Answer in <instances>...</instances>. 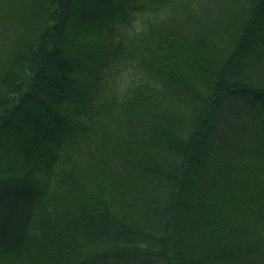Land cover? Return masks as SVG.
Instances as JSON below:
<instances>
[{
    "label": "trees",
    "instance_id": "1",
    "mask_svg": "<svg viewBox=\"0 0 264 264\" xmlns=\"http://www.w3.org/2000/svg\"><path fill=\"white\" fill-rule=\"evenodd\" d=\"M0 264H264V0H0Z\"/></svg>",
    "mask_w": 264,
    "mask_h": 264
},
{
    "label": "rangeland",
    "instance_id": "2",
    "mask_svg": "<svg viewBox=\"0 0 264 264\" xmlns=\"http://www.w3.org/2000/svg\"><path fill=\"white\" fill-rule=\"evenodd\" d=\"M95 7H96V6H95ZM86 31H87V29L85 30V28H83V29H82V34L86 33ZM93 31H94V29H93ZM93 31H91V32L89 33V35L87 36L88 38H89V37H90V38H93V36H95V34L92 33ZM82 34H79L77 37H74V36H73V38L70 39V41H72V43H74V46H71V45L69 46L68 44H64L63 47H64V48H70V49L74 50L73 53L75 52L76 55H78V56L81 57L82 59H83V57H84V60H86V59H87V55H86V52H85L86 48H87L91 53H94L93 51L98 50V47H95L94 45L89 44L90 40L88 41V40L84 37V35H82ZM70 41H69V42H70ZM75 46H76V47H75ZM74 47H75V48H74ZM185 49H186V48H185ZM95 52H96V51H95ZM174 53H175V54H176V53L181 54L178 50H175ZM181 55H182V54H181ZM191 57H193V56H191Z\"/></svg>",
    "mask_w": 264,
    "mask_h": 264
}]
</instances>
